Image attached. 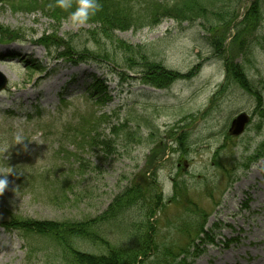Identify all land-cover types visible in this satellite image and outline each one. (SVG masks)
Here are the masks:
<instances>
[{
	"label": "rangeland",
	"instance_id": "rangeland-1",
	"mask_svg": "<svg viewBox=\"0 0 264 264\" xmlns=\"http://www.w3.org/2000/svg\"><path fill=\"white\" fill-rule=\"evenodd\" d=\"M253 1L233 0L228 2L230 9L222 12L221 21L225 23L229 22L230 16L237 15L234 24L240 27L239 31H235L233 24L228 30L222 29L218 21L210 17L213 21L208 23L211 30L208 33L204 32L201 20L191 25L165 20L151 29L112 32V37L127 43L124 46L139 47L144 58L160 64L164 71L191 75L189 80L173 84L169 91H152L139 82L128 81L121 85L117 75L109 74L113 67L103 64V57L100 58L102 63H82L80 67L59 60L49 62L45 49L31 43V40L46 35L66 40L80 52L122 56L123 48L116 45L113 39L100 34L99 16L92 15L84 25H73L68 18H60L63 15L53 11L34 16L1 11L0 25L22 30L25 36L24 43L14 44L10 48L21 52L23 57L31 55L32 59L43 58V63L48 62L50 75L37 91L31 90L30 87L36 83L34 80L27 81L26 71L16 69L15 65L0 64L1 73L8 76L9 82L21 83L27 98L34 97L37 92L41 98H49L43 102V106L49 102L52 106L55 100L50 99L63 86L69 89L68 83L73 81L75 86L86 88L91 84L90 76L95 74L105 80L106 96L109 97L106 104L97 109L98 112L112 114L120 107L119 121L130 116L143 120V123L140 122L142 129L137 135L140 138L128 141V145H124L126 149L120 144L118 154L108 155L95 164L92 158L86 159L95 172H86L76 179L79 185L73 191L74 195L67 197L68 202L66 198L61 199L60 194L47 196L36 186L33 190L15 189L17 180L10 176L12 181L8 178L10 187L6 189L5 197L11 211L21 217L38 220L92 219L107 209L113 197L128 185L131 177L138 176L137 185L143 183L141 176L150 172H145L146 158L154 142L162 138L166 145L172 144L175 148L170 147L165 150L164 157L157 158V184L166 197H171L173 181L179 177L178 181H184L197 209L192 205H182V202L171 203L172 207L166 208L165 216L157 218V241L179 246L181 236L175 227L189 229L193 233L202 220L200 215H194L200 209L208 215L205 229L211 230L213 224L217 225L211 232L215 245L208 246L193 264H264V157L247 172L243 173L238 166L252 157L257 146L264 142V117L260 119L255 113V103L246 92L231 82H225L223 61L209 54L211 45L205 40L207 35L217 40L224 38L228 59L243 64L246 75L253 82L255 79H259L260 83L264 81V21L258 30H248L243 16ZM240 32L242 36L234 35ZM225 39H228L227 43ZM248 49L250 51L247 52ZM243 53L248 55L244 57ZM76 94L66 100L62 106L64 108L49 125L41 123L30 128L19 125L21 128L15 136L1 129L0 153H11L9 148L13 145L10 138L13 136V140H16L20 135L26 143L30 129L41 128L45 133H50L51 138H42L36 144L21 145L28 150L14 145L13 152L23 157L22 162L27 166L22 165L24 171H29L31 175L43 164H59L61 156L53 159V151L58 146L57 138L68 132L67 123L71 119L74 124L80 117L77 114L83 115L91 107L92 101L86 99L87 96L74 98ZM75 111L77 114L72 115ZM242 112L252 116L251 123L242 136L228 138L227 121ZM17 123H22V120L19 119ZM50 125L51 128L48 127ZM127 127L133 128L129 123ZM171 132L175 133L176 138L182 136L185 153L173 150L178 145L173 141L175 137H172L173 140L169 138ZM139 140L141 145L135 146ZM234 168L236 170L233 172ZM0 172L7 174L2 165ZM209 191L212 198L208 196ZM140 212L134 208L133 214L123 215L120 221L131 223L130 226L137 230V225L143 219ZM39 246L36 253L29 251L17 234H6L0 230V264H65L48 244Z\"/></svg>",
	"mask_w": 264,
	"mask_h": 264
},
{
	"label": "trees",
	"instance_id": "trees-1",
	"mask_svg": "<svg viewBox=\"0 0 264 264\" xmlns=\"http://www.w3.org/2000/svg\"><path fill=\"white\" fill-rule=\"evenodd\" d=\"M231 0H172V1H163V0H142V5H135L134 0H98L99 9L94 14L100 18V34L105 37H110L111 32L115 30L124 31L129 28L137 29L145 25L153 26L155 23H158L162 18H172L179 22H192L199 17L203 20L207 18H215L217 20H222V12L225 10L227 2ZM54 3L56 0H42L28 2L26 4H17L12 5L11 9L17 10L20 12L31 13L35 11L41 12H58V14L63 15L60 18L68 17L69 12L73 11L76 6V0H73V8L70 10H62L57 7ZM141 5V4H140ZM51 17V16H50ZM208 20V19H207ZM264 20V0H256L252 6L249 8L244 22L248 23V27L253 28L255 24V29L257 24L261 23ZM231 21H229L230 23ZM118 45L120 44L125 50V59L124 64L132 69L136 68V62L143 63V76L144 78L155 87H164L167 85L171 74L165 73L156 65L151 62H147V59L143 57V54L137 48H131L129 46H124L121 42L117 41ZM104 53V52H103ZM99 53H88L89 58H97ZM87 57V58H88ZM105 57L109 59L108 55L105 54ZM134 58H138L134 60ZM121 60V59H120ZM147 62V63H146ZM235 80L242 86L244 89L249 90L253 88L251 83H246V79L242 75L241 71L233 72ZM255 86L257 84L255 83ZM99 92V90H98ZM255 103L257 107H261L263 103L261 98L260 91L255 87ZM140 192V191H139ZM134 193V192H133ZM160 198L157 200L159 203ZM124 196L122 198H117L116 205L119 208L121 204L124 205ZM197 209V208H195ZM194 213L197 216L198 213L202 214V221L197 224L194 232L195 238H191V233L186 232V242L185 246H166L163 247L161 244L156 243L154 240V230H152V225H149V229L152 230V233H138L135 237L133 244L129 246L126 252L119 250L117 253L113 252L112 255L106 258H97L93 256H83L70 247V242L79 236H84L86 234V228L83 225L77 223H64V224H48L45 227H40L36 232L41 235H46L54 240L63 250L66 255H69L71 262L73 264H142V261H138V258L141 256L142 259H146L149 256L150 250H154L159 258V264H185V260L188 257L192 259L196 258L199 254L203 252L199 248V245H193L194 241L197 240L198 235L202 234L203 239H200V245L205 243H212V238L204 232V215L205 213L199 212ZM15 220V219H14ZM16 221V222H15ZM12 221L10 226L19 229L20 231H28L29 225L24 223H19L18 220ZM193 251H190V249ZM186 257L181 259L178 262V258ZM184 260V261H183ZM151 264H158L153 262Z\"/></svg>",
	"mask_w": 264,
	"mask_h": 264
},
{
	"label": "clouds",
	"instance_id": "clouds-1",
	"mask_svg": "<svg viewBox=\"0 0 264 264\" xmlns=\"http://www.w3.org/2000/svg\"><path fill=\"white\" fill-rule=\"evenodd\" d=\"M56 6L63 10H70L73 8V0H56ZM98 9V0H76L75 9L69 12L68 19L73 25H84ZM16 140L19 143L23 141L20 135H17ZM12 172L8 171L7 174L0 173V195L8 188V176Z\"/></svg>",
	"mask_w": 264,
	"mask_h": 264
},
{
	"label": "water",
	"instance_id": "water-1",
	"mask_svg": "<svg viewBox=\"0 0 264 264\" xmlns=\"http://www.w3.org/2000/svg\"><path fill=\"white\" fill-rule=\"evenodd\" d=\"M246 122L245 116L240 115L233 123H232V128L234 129L233 133L238 134Z\"/></svg>",
	"mask_w": 264,
	"mask_h": 264
}]
</instances>
